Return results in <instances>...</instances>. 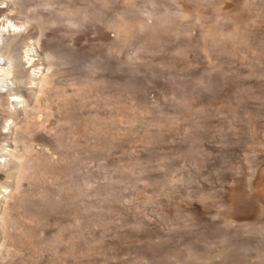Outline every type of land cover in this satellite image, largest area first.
<instances>
[{"label":"rangeland","instance_id":"rangeland-1","mask_svg":"<svg viewBox=\"0 0 264 264\" xmlns=\"http://www.w3.org/2000/svg\"><path fill=\"white\" fill-rule=\"evenodd\" d=\"M96 3L94 33L42 38L74 63L40 97L0 264H264V0Z\"/></svg>","mask_w":264,"mask_h":264},{"label":"bare ground","instance_id":"bare-ground-1","mask_svg":"<svg viewBox=\"0 0 264 264\" xmlns=\"http://www.w3.org/2000/svg\"><path fill=\"white\" fill-rule=\"evenodd\" d=\"M41 4H43L44 7H41ZM0 5H4V7H0V15L2 17L0 21V172H4L6 175L5 181L0 183L1 209L2 206L7 204L8 199L10 201V199L14 198V191H16L20 179L29 177L31 174L35 177L33 171L38 166L39 161L37 162L38 159H34L36 156L33 158L34 152H32L33 155L31 154V145L33 143L30 142L32 132L33 134L35 133L32 131V127L38 123H36L37 116L41 115L42 106L40 105V97L48 95L46 92H48L52 84L51 77L58 73L59 67L61 68V66L71 64L73 61V58L67 56L66 53H61L54 47L47 45L42 46V38L47 37L46 32L54 25H63L75 30L89 25L90 29H88L91 33H94L96 26L102 22L103 19L101 18L96 0H0ZM111 25L115 27L114 29L119 26L117 24H111L110 22L107 23V26L110 27ZM118 29H116L117 32ZM120 30H122V28ZM74 33V31L70 32L71 35H74ZM121 36H123V34ZM123 41L125 42V39ZM98 68L97 63L89 64L87 66L88 72L85 76L91 73L93 74ZM48 72L50 75H48ZM20 88L25 89L27 94L25 95ZM52 96L53 95H51V97ZM29 101H33L32 106L28 103ZM44 111H46V109ZM20 117H22L21 120ZM12 126L15 127V129L17 128L19 133L18 135L16 134L17 136L8 138L12 136V133H10L11 135L8 133L9 131L11 132V130L13 131ZM4 129H7L5 134L2 132ZM15 145H20V152L18 154L14 151ZM14 152L16 153L14 154ZM37 170L39 171L38 167ZM47 177L49 176H46V178ZM44 182H46V180ZM8 189L9 193L6 194ZM4 210L6 209L3 208L1 213H3ZM10 214L7 216H10ZM4 218L5 217H1L0 220V230L2 229V231L7 229L5 225L7 221L5 222ZM10 223L11 221L9 224ZM13 227L15 226L13 225ZM2 231H0L1 235H3ZM58 239L56 240L53 238L49 240V250L60 243ZM59 245H62V241ZM44 247L46 248L45 245ZM44 247L42 245V247H38L39 249L37 248L36 251L34 250L35 248L33 250L37 254L43 253L44 250L46 253L47 251ZM28 253L30 254V252ZM58 262L61 261L59 260Z\"/></svg>","mask_w":264,"mask_h":264},{"label":"clouds","instance_id":"clouds-1","mask_svg":"<svg viewBox=\"0 0 264 264\" xmlns=\"http://www.w3.org/2000/svg\"><path fill=\"white\" fill-rule=\"evenodd\" d=\"M236 4L238 5L239 4V0H236ZM41 7H44L43 4L40 5Z\"/></svg>","mask_w":264,"mask_h":264}]
</instances>
